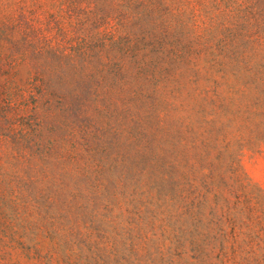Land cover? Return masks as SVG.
I'll return each instance as SVG.
<instances>
[{
  "label": "rangeland",
  "instance_id": "1",
  "mask_svg": "<svg viewBox=\"0 0 264 264\" xmlns=\"http://www.w3.org/2000/svg\"><path fill=\"white\" fill-rule=\"evenodd\" d=\"M0 264H264V0H0Z\"/></svg>",
  "mask_w": 264,
  "mask_h": 264
}]
</instances>
